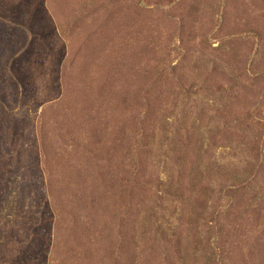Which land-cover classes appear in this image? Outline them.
Masks as SVG:
<instances>
[{
	"label": "rangeland",
	"instance_id": "374dc122",
	"mask_svg": "<svg viewBox=\"0 0 264 264\" xmlns=\"http://www.w3.org/2000/svg\"><path fill=\"white\" fill-rule=\"evenodd\" d=\"M0 264H264V0H0Z\"/></svg>",
	"mask_w": 264,
	"mask_h": 264
}]
</instances>
